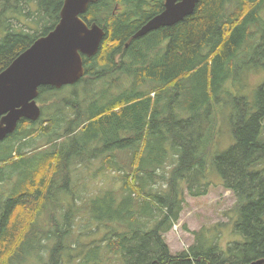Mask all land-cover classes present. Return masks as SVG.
I'll return each instance as SVG.
<instances>
[{
	"label": "trees",
	"instance_id": "trees-1",
	"mask_svg": "<svg viewBox=\"0 0 264 264\" xmlns=\"http://www.w3.org/2000/svg\"><path fill=\"white\" fill-rule=\"evenodd\" d=\"M164 1L90 5L81 18L101 27L105 36L95 56L82 57L84 76L65 86L69 97L61 93L64 87H40V118L21 120L0 142V170L13 161L25 163V175L13 192L6 199L0 196L3 264L22 263L25 252L36 246L45 250L43 242L50 239L57 238L48 248L47 264H62L61 253L75 251L74 225L83 222L88 196L100 191L82 192L80 179L67 190L72 209L57 200L71 168L82 165L93 145L103 146L90 153V158H102L96 174L108 179L113 173L120 186L86 208L92 222L81 230L94 226L106 233L82 247L77 264H249L264 259V81L255 86L254 96L229 102L232 85H248L240 75L264 72V0H198L182 21L133 38L163 10ZM63 2L0 0V73L53 30ZM218 104L229 109L219 116L226 117L233 143L211 160V113ZM77 132L85 137L81 144L73 140ZM66 140L72 142L67 146ZM211 171L237 201L234 231L241 240L221 248L204 232H195L194 244L173 255L163 234L179 220L182 185L191 197L203 196ZM43 217L47 229L40 223Z\"/></svg>",
	"mask_w": 264,
	"mask_h": 264
},
{
	"label": "rangeland",
	"instance_id": "rangeland-1",
	"mask_svg": "<svg viewBox=\"0 0 264 264\" xmlns=\"http://www.w3.org/2000/svg\"><path fill=\"white\" fill-rule=\"evenodd\" d=\"M261 16L264 19V10L262 11ZM251 73L252 74H250L249 76L247 75V73L245 76H243L244 74L240 75V79L242 78L247 80L248 85L237 84L235 87L233 85L231 86V88L233 87V89L231 90L232 93L229 98L230 103L232 101H235V99L237 98L254 96L255 86L261 84L264 81V72L253 70L251 71ZM242 83H244V81H242ZM238 87L240 89H237ZM242 88L245 89L241 90ZM98 90H100V88ZM61 93L63 94V96L69 97L70 88L64 87ZM37 104L39 107L42 106L40 102H37ZM220 111L228 114L229 109L225 108L224 110V108L222 109L218 104L215 107V112L211 113V117L215 120V131L212 137V144L214 147H211L212 152L209 156L211 160H213L221 153H224L233 143L232 137L228 130L229 126L227 119L226 117L221 118L219 116ZM84 138L85 137L83 135V132H77L73 140L75 141V143L81 144ZM65 142L68 146L72 141L66 140ZM102 147V145L97 147L93 145L92 147H90L89 152L85 153L82 157V165H80L79 167L75 166L71 168L70 178L65 183V185H63V191L62 193L60 192L58 196L57 202L59 204H69L70 199L67 195V190L70 191L72 189V185H77V181H79L80 179H82L83 181L81 186L83 187L81 188L82 192L90 191L93 194L91 189L100 191V193L98 192L99 194L96 196H88V199H86L83 205L85 208L82 206L83 211L81 212V215L83 216V222L82 224L79 221L76 222V224L78 223V225H74V229L72 230L73 234H71L73 236L71 243H73V248L75 249V251H63L61 253L63 255L62 264H77L76 255L80 250H83L82 247L92 244L93 242L101 241L104 234L106 233L105 229L98 230V227L96 228L94 226L87 229V231L81 230L89 227L88 224L92 222L88 214V210L91 209V201L93 200L94 202L97 198L102 197L105 192L114 191L115 188H119L120 186L119 182L117 180H114L115 174H107L110 177L108 179L107 177L102 178V176H100L101 174H96V172L102 166V158H90V153L94 152L96 148ZM125 152L126 151H123V153ZM121 153L122 151L119 153V155H121ZM33 161L34 159L30 160V162ZM24 164L25 163H16L15 161H13L12 164L4 166L0 170V177L4 178V180H2L3 182H0V196L6 199L8 195L13 192L18 181L25 175V171L21 175V168L24 167ZM206 182L208 183L207 193L203 196L198 197H191L187 192L186 184L183 183L182 185V196L184 202L182 204V210L179 216V220L170 228L167 233L163 234V239L173 255L188 250V248L194 244L195 239L193 234L195 232H204L207 239H213L221 248H225L230 243L241 240L240 235H238L234 231V226L238 219V213H236L237 201L235 197L230 191L224 189L221 184V179L216 172H209ZM72 206V204H69L68 207L72 209ZM56 212H54L55 215ZM46 219L44 218L43 220ZM43 220H41L40 223L44 227V229H47L48 225L50 224H48V220H46L45 222ZM57 220L58 222L65 224L64 217L62 215H58ZM90 229H92L91 232H89ZM80 233L83 234L79 236ZM67 237L68 235L64 237V239ZM79 238L80 241H77ZM56 240L57 238L54 241L56 242ZM70 240V237L66 239L67 242ZM54 241L53 239L44 241L43 243L46 247L43 251H41V247L38 248L36 246V248L34 250H31V252H25V260L22 263L20 262L15 264H47L50 253L48 248L54 243ZM77 242H80V244H77ZM0 262H2L1 264H3L4 260L0 259Z\"/></svg>",
	"mask_w": 264,
	"mask_h": 264
},
{
	"label": "water",
	"instance_id": "water-1",
	"mask_svg": "<svg viewBox=\"0 0 264 264\" xmlns=\"http://www.w3.org/2000/svg\"><path fill=\"white\" fill-rule=\"evenodd\" d=\"M99 0H64L59 22L47 35L35 40L0 73V142L11 135L21 120L37 121L40 87L60 89L77 83L85 74L82 57L99 50L105 31L82 20L88 7ZM198 0H165L163 10L133 35L172 26L190 16ZM249 264H264V259Z\"/></svg>",
	"mask_w": 264,
	"mask_h": 264
},
{
	"label": "bare ground",
	"instance_id": "bare-ground-1",
	"mask_svg": "<svg viewBox=\"0 0 264 264\" xmlns=\"http://www.w3.org/2000/svg\"><path fill=\"white\" fill-rule=\"evenodd\" d=\"M113 47V46H112ZM41 127V126H40ZM43 128V127H42Z\"/></svg>",
	"mask_w": 264,
	"mask_h": 264
}]
</instances>
